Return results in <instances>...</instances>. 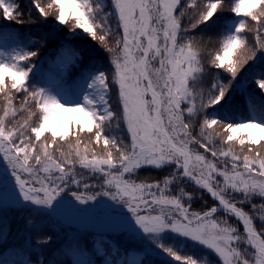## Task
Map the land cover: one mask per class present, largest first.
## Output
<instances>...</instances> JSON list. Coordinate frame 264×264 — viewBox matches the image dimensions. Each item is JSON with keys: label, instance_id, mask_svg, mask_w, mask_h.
<instances>
[{"label": "snow or ice", "instance_id": "6c2138e0", "mask_svg": "<svg viewBox=\"0 0 264 264\" xmlns=\"http://www.w3.org/2000/svg\"><path fill=\"white\" fill-rule=\"evenodd\" d=\"M224 12L233 15L205 61L197 33ZM0 16V235L10 213L26 212L37 233L61 216L122 237L89 247L74 236L35 264H264V70L260 96L238 79L264 63V0H30L27 13L20 0H0ZM49 22L67 28L57 62L77 72L68 87L35 78L54 31L38 40L5 31ZM80 36L106 61L68 43ZM143 168L167 171L141 178Z\"/></svg>", "mask_w": 264, "mask_h": 264}, {"label": "trees", "instance_id": "16d2710c", "mask_svg": "<svg viewBox=\"0 0 264 264\" xmlns=\"http://www.w3.org/2000/svg\"><path fill=\"white\" fill-rule=\"evenodd\" d=\"M20 2L23 5V10L27 13L28 7L30 6V0H20ZM32 18L35 19L37 18V14L35 11L32 12ZM27 19V16L25 17ZM1 25H5L6 22L4 19L0 18ZM10 23V22H7ZM228 23L227 16L222 15V17L219 18H214L213 22H210L206 27L202 26V31L197 33V35H203L204 41H205V47H204V52L202 55L204 56L205 61L209 58V53L214 51L213 46L214 43L216 44L219 43V41L222 39L224 35V25ZM5 31H19L22 33H30L33 40H38L42 35L45 33L49 32H55V35H49L48 40H47V45L46 47L42 48V55L40 57L39 63L36 64V70L34 71L35 78L37 81L39 80H44L46 78L47 72L49 69L52 68V62L57 61V55H58V50L61 44V41L66 34L65 30L63 28L61 29H53L51 26V23L49 22L48 25H39V26H29L27 24L23 26H17L13 25L11 27H6ZM209 37H211V40H209ZM68 43L73 44L76 46L78 49H81L86 58L89 55L96 56L97 58L106 61L107 56L106 53H103L102 50H98V46L90 41L89 39H86L85 37H77L75 39L69 40ZM89 45L91 47H89ZM251 66H245V69H242L241 75L238 77L239 80L245 81V79L249 78L251 79L252 77L259 78L258 73L261 70H264V63L260 59H257L255 63L253 64L250 62ZM223 71V70H219ZM226 75V74H225ZM77 72L73 73V80L76 79ZM221 79L227 83V80L224 78V76L221 77ZM210 81H211V76L206 78V83L205 87L207 88L210 86ZM249 92H253L256 96H260V94L252 91L250 88H248ZM115 99V100H114ZM114 99L112 100L113 107L115 109L116 106V98L114 95ZM3 101L0 99V105H2ZM231 107L232 111L237 115H245L246 114V98L245 94L242 93L241 91L237 90L236 92L233 93L232 100H231ZM83 139L85 141L88 140V136H84ZM99 150V147L97 148ZM166 169L165 170H156V169H151V168H143L139 170L138 175L141 178H150V179H159L161 178L164 174H166ZM189 188L192 186L189 185ZM204 200H207L209 203H212L211 198L208 196L207 193L203 194ZM203 203L202 200L197 199L193 203L194 208H198V205H201ZM27 216L26 212H21L19 214H9V218L12 221L11 229L10 232H13L14 230H20L21 228L25 227L24 225V218ZM51 219L48 218L45 220V224L47 227H45L43 233H37L34 231V237L35 239H39L40 236L44 234H50L52 236L51 244L53 243V247L48 250V252H53L57 248H59L58 244H55V241L53 238H55L58 234L56 227L51 226ZM242 229V228H241ZM32 231V230H31ZM182 250L186 253H195L197 256H200L202 259L207 260L209 259V256L205 254V251L197 248L192 245H187V246H182ZM67 258L65 256H62V260H66Z\"/></svg>", "mask_w": 264, "mask_h": 264}, {"label": "rangeland", "instance_id": "374dc122", "mask_svg": "<svg viewBox=\"0 0 264 264\" xmlns=\"http://www.w3.org/2000/svg\"><path fill=\"white\" fill-rule=\"evenodd\" d=\"M223 15L227 16L228 23L231 20L233 14L230 12H224ZM1 18V16H0ZM1 25V21H0ZM67 33V28H63ZM79 31V30H78ZM81 37V36H80ZM219 46V43H214L213 50H215ZM36 70V67L34 71ZM73 71H65L57 61L52 62V68L48 70L45 81H49L52 86H55L57 82L61 79L64 82L65 87L70 86L73 83ZM258 79L252 77L251 79H245V83H247L248 88L252 91L260 94V91L257 89V86L254 83V80ZM114 99V95L112 100ZM111 100V103H113ZM115 100V99H114ZM65 117L76 116L79 118L77 114L74 113H64ZM107 199V198H102ZM254 203H260L259 200H254ZM95 203V202H90ZM111 203V201H109ZM200 205H198V208ZM247 210V206H246ZM221 215V214H218ZM51 219V226H55L57 230V236L54 239L55 244H58L59 247L67 246L72 242L74 236H79L83 240L89 242V247H91L90 241L93 239L97 240L98 242L101 240H111L113 237L117 240L121 239L122 237L118 233H112L106 231L102 226L98 224L92 223H81V222H70L61 216H52ZM233 223L236 221L233 219ZM259 227V225H258ZM242 228V226H241ZM38 239L34 237V231H31L30 228H21L20 230H14L10 232V230H5L3 235H0V264H23L26 258H30L33 264L37 261L39 257H42L47 260L51 252H48L49 249L53 247V243L51 242L41 249L37 245ZM62 256L58 254L57 259L62 260ZM70 259V257H66ZM97 264H100L99 259L97 260Z\"/></svg>", "mask_w": 264, "mask_h": 264}]
</instances>
